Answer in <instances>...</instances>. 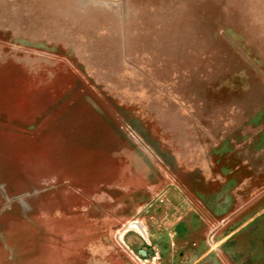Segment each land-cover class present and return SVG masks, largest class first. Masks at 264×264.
I'll return each mask as SVG.
<instances>
[{"label":"rangeland","instance_id":"374dc122","mask_svg":"<svg viewBox=\"0 0 264 264\" xmlns=\"http://www.w3.org/2000/svg\"><path fill=\"white\" fill-rule=\"evenodd\" d=\"M0 116L60 124L0 132V211L86 228L62 264H264V0H0Z\"/></svg>","mask_w":264,"mask_h":264},{"label":"crops","instance_id":"0c3cea01","mask_svg":"<svg viewBox=\"0 0 264 264\" xmlns=\"http://www.w3.org/2000/svg\"><path fill=\"white\" fill-rule=\"evenodd\" d=\"M0 132L5 134V138L1 139L3 145L34 148L36 154L50 153L43 148L60 145V124L54 120L28 118L20 120V118L0 116ZM47 134H50V139ZM55 183L47 182L42 177L36 180L34 175L30 183L25 185L19 193L36 195L38 196V199H35L36 203H45L47 200L44 196L48 193L47 189L55 186ZM7 195L5 188L0 186V203L13 201L5 198ZM55 201L53 200L52 203L55 202L57 205L58 200ZM45 207L39 206L35 212L17 216L14 220L11 219L12 217H7L5 211H0V264H62L60 248L67 244L65 236L73 233H87L86 228L59 226L60 221L52 219L55 215H60L59 206L51 212L45 211Z\"/></svg>","mask_w":264,"mask_h":264}]
</instances>
